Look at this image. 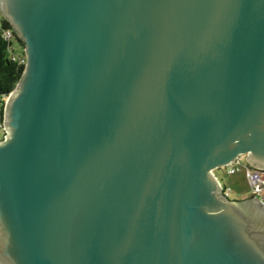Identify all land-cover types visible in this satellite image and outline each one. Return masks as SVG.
Wrapping results in <instances>:
<instances>
[{"label":"water","instance_id":"water-1","mask_svg":"<svg viewBox=\"0 0 264 264\" xmlns=\"http://www.w3.org/2000/svg\"><path fill=\"white\" fill-rule=\"evenodd\" d=\"M24 42L0 140V264H264V0H0Z\"/></svg>","mask_w":264,"mask_h":264},{"label":"trees","instance_id":"trees-1","mask_svg":"<svg viewBox=\"0 0 264 264\" xmlns=\"http://www.w3.org/2000/svg\"><path fill=\"white\" fill-rule=\"evenodd\" d=\"M6 31L12 32L13 41L6 39ZM22 60L26 61L24 42L12 29L11 24L0 16V122L3 121L6 99L14 91L23 74L25 63Z\"/></svg>","mask_w":264,"mask_h":264},{"label":"rangeland","instance_id":"rangeland-1","mask_svg":"<svg viewBox=\"0 0 264 264\" xmlns=\"http://www.w3.org/2000/svg\"><path fill=\"white\" fill-rule=\"evenodd\" d=\"M3 138L4 130L2 128V122H0V140ZM242 162H245V157H242ZM216 175L222 186L230 189L229 198L231 200L241 201L253 196L251 188L247 183L244 168L241 167L240 171L235 175H228L226 169L216 171Z\"/></svg>","mask_w":264,"mask_h":264},{"label":"built area","instance_id":"built-area-1","mask_svg":"<svg viewBox=\"0 0 264 264\" xmlns=\"http://www.w3.org/2000/svg\"><path fill=\"white\" fill-rule=\"evenodd\" d=\"M5 37L6 39L11 40V41H13L14 39L11 31H6ZM22 62L26 63V61L24 62V60H22ZM241 167L244 168L245 170V176L247 179V183L249 187L251 188L253 196L258 197L264 203V176H263L264 173L259 170L253 169L246 163H243L242 158L238 160L237 164L231 167L225 168V169L228 175H235L238 171H240ZM224 192L229 197L230 189L224 188Z\"/></svg>","mask_w":264,"mask_h":264}]
</instances>
